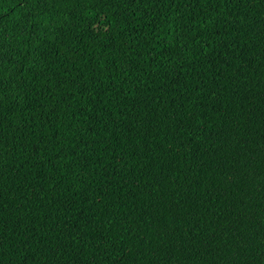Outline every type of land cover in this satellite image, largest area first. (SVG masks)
Here are the masks:
<instances>
[{
	"label": "trees",
	"instance_id": "1",
	"mask_svg": "<svg viewBox=\"0 0 264 264\" xmlns=\"http://www.w3.org/2000/svg\"><path fill=\"white\" fill-rule=\"evenodd\" d=\"M0 264H264V0H0Z\"/></svg>",
	"mask_w": 264,
	"mask_h": 264
},
{
	"label": "bare ground",
	"instance_id": "2",
	"mask_svg": "<svg viewBox=\"0 0 264 264\" xmlns=\"http://www.w3.org/2000/svg\"><path fill=\"white\" fill-rule=\"evenodd\" d=\"M188 64H189V61H188ZM186 66V65H185Z\"/></svg>",
	"mask_w": 264,
	"mask_h": 264
}]
</instances>
